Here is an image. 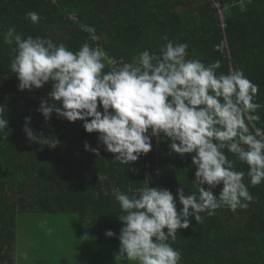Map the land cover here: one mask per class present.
Listing matches in <instances>:
<instances>
[{
	"label": "trees",
	"instance_id": "obj_1",
	"mask_svg": "<svg viewBox=\"0 0 264 264\" xmlns=\"http://www.w3.org/2000/svg\"><path fill=\"white\" fill-rule=\"evenodd\" d=\"M239 1L0 0V104L6 107L9 121L0 133V264L15 262L18 214L74 212L99 243H120L122 212L113 189L128 192L149 183L160 187L154 173L160 168V178L174 196L180 186L186 194L198 192L191 156L170 153L169 141L125 165L98 144V133L85 131L82 121L58 119L55 112L45 121L37 109L42 99L50 100L52 82L31 91L18 89L10 68L15 45L3 40L8 28L14 27L25 38H51L73 52L87 41L102 47L118 64L145 49L159 53L167 36L188 45L189 59L206 65L219 60L218 74L232 67L242 69L259 86L257 102L264 104V0ZM215 2L227 4L224 28ZM29 11L39 13V23L31 22L26 16ZM80 24L93 26L98 39L90 40ZM258 112L261 119L256 127L264 128V108ZM26 116L32 117L34 132L57 137L60 144L52 149L30 142L23 131ZM85 141L100 148L99 156L85 150ZM227 155L235 160L231 153ZM235 169L247 173L248 165L236 161ZM244 183L254 198L246 209L224 207L212 216L201 213L202 223L192 218L189 228L178 229L170 243L182 254L180 264H264V182L252 186L246 174ZM221 188L217 186L214 194ZM181 207L178 203V211ZM109 229L116 233L114 237L105 235Z\"/></svg>",
	"mask_w": 264,
	"mask_h": 264
},
{
	"label": "clouds",
	"instance_id": "obj_2",
	"mask_svg": "<svg viewBox=\"0 0 264 264\" xmlns=\"http://www.w3.org/2000/svg\"><path fill=\"white\" fill-rule=\"evenodd\" d=\"M26 16L33 24L41 19L35 11ZM80 28L90 40L98 39L93 26ZM163 39L167 43L159 53L145 49L118 64L102 47L87 41L73 52L51 38H25L14 27L3 34L4 43L15 45L10 68L19 90L52 82L50 100L42 99L37 109L45 121L53 112L58 119L82 121L85 131L98 133V144L125 165L150 152L153 138L169 141L170 153L191 156L198 192L186 194L180 186L174 196L150 183L128 192L113 189L122 212L116 257L137 264H180L182 254L170 243L178 229L189 228L192 218L202 223L201 213L246 209L254 199L244 183L246 174L252 186L264 182V128L255 123L261 119L258 110L264 108L257 102L259 86L238 67L218 74L219 60L206 65L189 59L186 43ZM5 114L0 104V133L9 123ZM31 119L24 117L23 126L29 141L55 149L59 139L34 132ZM84 148L99 156V147L85 141ZM236 161L248 165L247 173L235 169ZM219 185L221 190L214 194ZM105 235L116 233L109 229Z\"/></svg>",
	"mask_w": 264,
	"mask_h": 264
},
{
	"label": "rangeland",
	"instance_id": "obj_3",
	"mask_svg": "<svg viewBox=\"0 0 264 264\" xmlns=\"http://www.w3.org/2000/svg\"><path fill=\"white\" fill-rule=\"evenodd\" d=\"M15 230L18 244H25L22 246L25 250L15 252V256L20 257L19 264H106L103 255L110 254L109 249L106 253L103 251L102 243L92 231H87L74 212L21 213L16 218ZM81 235L88 237L83 243L78 240ZM113 244L114 248L119 247L117 243ZM114 263L137 264L109 259L108 264Z\"/></svg>",
	"mask_w": 264,
	"mask_h": 264
},
{
	"label": "built area",
	"instance_id": "obj_4",
	"mask_svg": "<svg viewBox=\"0 0 264 264\" xmlns=\"http://www.w3.org/2000/svg\"><path fill=\"white\" fill-rule=\"evenodd\" d=\"M239 2H241V0ZM214 6L216 8L217 18L220 21L221 27L224 28V26H225V22H224V12H225V10L227 8V4L226 5H221L219 2H215L214 3ZM162 142H164V141L158 140L157 138H153V148L157 149L162 144ZM150 152H148L145 155H149ZM146 167L148 169L150 167V164L147 163V166ZM154 173L156 174V178L160 182L159 183L160 184V187L165 188V185L163 183V180L160 178L161 177V173H162L161 172V169L160 168L154 169ZM145 175H146V178L149 177L150 173L148 172V170L146 171Z\"/></svg>",
	"mask_w": 264,
	"mask_h": 264
},
{
	"label": "crops",
	"instance_id": "obj_5",
	"mask_svg": "<svg viewBox=\"0 0 264 264\" xmlns=\"http://www.w3.org/2000/svg\"><path fill=\"white\" fill-rule=\"evenodd\" d=\"M33 213V212H32ZM32 213H28V214H32ZM87 231H89V230H87ZM83 232H86V231H83ZM87 233H89V232H87ZM90 234V233H89ZM86 238H88V237H83L82 235H81V237L78 239V240H80L81 241V243H83V242H85V240H86ZM17 239V238H16ZM89 239H92V238H90L89 237ZM19 242H17V240H16V250H25L24 248H22V246L23 245H25L24 243H23V245L22 246H20L19 244H18ZM98 243V242H97ZM95 245V247H97V245H96V243L94 244ZM100 245H103V251L105 252L106 251V249H109V253L110 254H108V255H103V261L104 262H106V264H108V261H109V259H113V260H116L117 259V261L118 260H120L118 257H116V255H117V253H118V251H119V247H115L114 248V244L113 243H102V244H100ZM108 246L109 248H106V246ZM117 245H119V243H117ZM106 253V252H105ZM19 262H20V257L19 256H16V258H15V262H14V264H19ZM115 264V263H114Z\"/></svg>",
	"mask_w": 264,
	"mask_h": 264
}]
</instances>
